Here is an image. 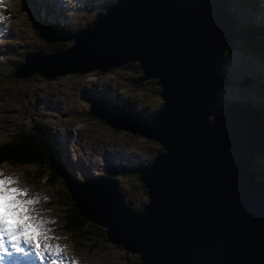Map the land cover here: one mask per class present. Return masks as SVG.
Returning a JSON list of instances; mask_svg holds the SVG:
<instances>
[{"label": "water", "instance_id": "water-1", "mask_svg": "<svg viewBox=\"0 0 264 264\" xmlns=\"http://www.w3.org/2000/svg\"><path fill=\"white\" fill-rule=\"evenodd\" d=\"M231 10L232 0H116L83 29L48 24L40 37L71 49L30 53L18 66L21 79L55 78L132 62L137 85L152 80L160 88L161 106L149 120L111 93L89 108L111 127L160 144L139 172L148 197L141 211L126 206L118 182L95 177L72 157L50 165L79 214L108 228L111 242L137 254L138 264H264V180L253 148L258 109L232 99L217 107L215 99L230 84L223 67L238 31Z\"/></svg>", "mask_w": 264, "mask_h": 264}, {"label": "rangeland", "instance_id": "rangeland-1", "mask_svg": "<svg viewBox=\"0 0 264 264\" xmlns=\"http://www.w3.org/2000/svg\"><path fill=\"white\" fill-rule=\"evenodd\" d=\"M115 1L11 0V15L0 35V144L28 130L31 123L40 120L48 122L60 140L64 157H72L95 177H110L118 182L127 204L139 212L142 210L140 207L148 202L146 189L139 182L137 174L125 172L148 165L159 154L161 146L139 134L115 129L92 116L89 112L90 101L102 93L115 94L134 103L144 111L146 118H150L161 105L158 88L152 82L136 86L132 81L136 76L134 68H123L134 64L132 62L108 73L80 72L52 79L40 74L24 79L15 76V68L27 56L37 54L35 52L50 54L58 47L68 50L72 46L70 42L50 44L40 37L42 30L50 28L49 20L56 22L66 18L70 28L83 29L93 22L97 13L104 12ZM246 1H251L253 5L249 2L245 6ZM262 2L235 0L231 14L236 24L264 26ZM50 11L56 12L55 15L52 16ZM60 14L55 19L54 16ZM37 29L40 30L39 35ZM257 54L253 49L233 41L227 49L223 67L226 81L230 84L223 85L218 91L226 101L232 99L250 108L260 107L261 114L264 111V89L259 88L264 85V58ZM105 150L108 154H105ZM259 164L257 171L264 175V158ZM114 166L123 172L112 171ZM1 168L21 187L28 189L31 195L39 198L40 220L45 221V225L52 230L49 235L51 240L55 238L56 244L73 255L79 264H138L137 254L109 243L105 230L98 225L92 224L94 226L85 229L86 240L83 242L64 230L63 218L67 208L58 203L57 196L60 194L59 202L63 201L64 193H69V188L62 176H58L55 186H49L43 180L33 181L26 177L34 169L31 166L11 167L4 164ZM108 169L110 172L107 174ZM76 172L82 182L90 180L87 171L78 168Z\"/></svg>", "mask_w": 264, "mask_h": 264}, {"label": "trees", "instance_id": "trees-1", "mask_svg": "<svg viewBox=\"0 0 264 264\" xmlns=\"http://www.w3.org/2000/svg\"><path fill=\"white\" fill-rule=\"evenodd\" d=\"M232 2L235 3V0ZM249 2L253 5L251 1H246L245 6ZM232 10H233V6H232ZM50 13L53 16L55 15L56 12L50 11ZM60 16L61 14L59 16H54V17L56 19L59 18ZM262 18L264 19V17ZM243 20L247 21L245 18ZM68 22L69 20L65 18V20H58L56 22L49 20V22L47 23H58L59 27H62L63 29L69 28L70 30H73V28L69 27L70 25L68 24ZM237 26H238V31L235 42L242 44L245 48L253 49L259 54L261 58H264V26L263 25L252 26L251 24L248 23H238ZM36 33L37 35H39V29L36 30ZM65 45H68V43H66ZM59 51H66V50H64V47L62 49L60 47L56 48L55 52H59ZM129 66H132L136 72V76L132 80L136 86H141L145 82H152L153 84V81L150 80L143 82L141 85H137L135 83V80H137L140 77V73L137 69V64L136 63L128 64L123 68H127ZM263 86L264 85H260L259 89L260 90L264 89ZM157 88L159 92L160 88L159 87ZM217 92L218 93L215 96V99L218 102L217 107H223L226 104L225 103L226 99L219 95L220 94L219 91ZM258 109L260 112V107H258ZM142 112L144 114V111ZM259 118L264 121V111H262V113L259 114ZM149 119L150 118H148V120ZM262 136L264 138V133L262 134ZM59 141L60 140L56 137V133L52 128V125L49 124L48 122L40 120L38 122L31 123V126L28 130L20 132V134H17L8 141H6L5 143L0 144V167L4 164L9 165L11 167L31 166L34 169L29 174L26 175L27 178H31L33 181L43 180L44 182H46L47 185L55 186L56 183L58 182V181L56 182V179L59 180V177L55 172H53L50 169V165L51 163L54 162L56 163L60 159L64 158L63 151L60 150ZM255 158L256 161L258 162L256 165V169L258 170V166H260L259 162L261 159L264 158V151L258 152ZM113 168L118 170V167L116 166H114ZM125 173L128 174V172ZM259 175L260 176L257 177L258 180H264V175L260 173ZM137 177L139 180L138 174ZM59 199L61 200L60 194L57 196L58 203H60V205L62 206L64 205L67 208V211L64 213V218H63L64 230L66 232H69L71 235H75V239L77 238L82 242L85 241L86 240L85 234L87 233L85 229L87 228L89 229L95 224L92 225V223L86 221L83 217L80 216L77 208L75 207V203L74 201L72 202L71 196L69 195L68 192L64 193V199H62L63 201L59 202ZM142 208L143 206L140 207V209Z\"/></svg>", "mask_w": 264, "mask_h": 264}, {"label": "snow or ice", "instance_id": "snow-or-ice-1", "mask_svg": "<svg viewBox=\"0 0 264 264\" xmlns=\"http://www.w3.org/2000/svg\"><path fill=\"white\" fill-rule=\"evenodd\" d=\"M16 183L0 171V261L12 258L14 254H22L28 259L31 253H35L40 261L62 264L64 249L59 244L47 242L52 230L44 227L45 221L32 215L34 209L31 206L39 198L25 199L28 190L14 187Z\"/></svg>", "mask_w": 264, "mask_h": 264}, {"label": "bare ground", "instance_id": "bare-ground-1", "mask_svg": "<svg viewBox=\"0 0 264 264\" xmlns=\"http://www.w3.org/2000/svg\"><path fill=\"white\" fill-rule=\"evenodd\" d=\"M233 3V2H232ZM110 7H111V5L110 6H108V7H106L105 8V10H104V12H99V13H103V14H105V13H107L108 11H109V9H110ZM98 14V13H97ZM95 18H96V16H95ZM94 21V20H93ZM231 25H232V23H231ZM49 41H53V42H47V41H45V42H47V43H50V44H53V43H56V42H59V41H56V40H49ZM72 45H73V43H71ZM72 47V46H71ZM71 47L68 49V50H70L71 49ZM59 52H61V51H59ZM25 60H27V59H24V61ZM17 70H15V76L16 77H18V75H17V71H18V67L16 68ZM114 70H116V67H111L110 69H108L107 70V72L106 73H108V72H112V71H114ZM91 71H98V72H101L99 69H94V70H89V71H86V72H91ZM36 75V74H35ZM46 78H48V79H52V78H49V77H46ZM142 111V110H141ZM146 117V116H145ZM151 118V117H150ZM253 118H254V134H253V148H254V150H255V154H254V157H256L257 156V154H258V152H263L264 151V143L261 141V137L258 135L259 134V132H261V130H263V126H264V122H263V120L262 119H260L259 117H257L255 114H253ZM148 119V118H147ZM142 136V135H141ZM144 137V136H143ZM105 152V154H108V151L106 152V150L104 151ZM55 164L56 163H54V167H55ZM145 165H141V166H139V167H137V168H133L132 170H130V171H128V174L129 175H132V173H135V174H138L139 176H140V170L144 167ZM82 170H84V169H82ZM110 170H111V168H110ZM110 170L108 169L107 170V174L110 172ZM112 171H116V172H118L119 170H116V169H114V168H112ZM120 172V171H119ZM103 178H105V179H109L110 177H103ZM142 178L144 179V180H146L145 178H144V176H142ZM85 182H87V181H85ZM139 182L142 184V186H143V188L144 189H146L145 187H144V183L139 179ZM123 194V193H122ZM123 197H124V201H125V203H126V206L128 207V208H130V206L127 204V202H126V197H125V195L123 194ZM148 198V197H147ZM75 201V200H74ZM76 202V201H75ZM77 204V203H76ZM132 209V208H131ZM99 226V225H98ZM100 228H102V229H104L105 230V235H106V238H107V241L109 242V243H111V244H113V245H116V246H119V247H121L123 250H125L126 252H128V253H131V251L130 250H128V249H126L123 245H121L120 243H113V242H111L112 240H111V236H109L108 234H107V232L108 231H110L108 228H105V227H103V226H100ZM117 241V240H116Z\"/></svg>", "mask_w": 264, "mask_h": 264}, {"label": "flooded vegetation", "instance_id": "flooded-vegetation-1", "mask_svg": "<svg viewBox=\"0 0 264 264\" xmlns=\"http://www.w3.org/2000/svg\"><path fill=\"white\" fill-rule=\"evenodd\" d=\"M122 170H120V172H121ZM123 172V171H122Z\"/></svg>", "mask_w": 264, "mask_h": 264}]
</instances>
